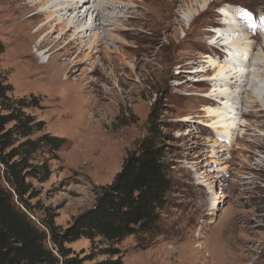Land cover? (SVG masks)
Returning <instances> with one entry per match:
<instances>
[{
    "label": "rangeland",
    "instance_id": "obj_1",
    "mask_svg": "<svg viewBox=\"0 0 264 264\" xmlns=\"http://www.w3.org/2000/svg\"><path fill=\"white\" fill-rule=\"evenodd\" d=\"M104 1L87 2L107 1L116 8L111 12L115 18L118 14L116 24L108 31L121 45L107 55L100 43L89 39L93 50L101 52H93L76 69V78L87 83L83 93L77 88H41L37 80L46 76L41 73L20 78L23 65L18 66L21 60L15 56L20 41L11 38L13 24L6 23L0 3V72L5 83L14 98L37 104L28 112L45 123V133L66 140L57 159L47 163L46 174L44 169L35 176L23 173L22 204L13 192L15 202L43 227L52 249L47 226L62 235L93 206L98 187L112 182L153 115L168 139L173 181L156 230L127 236L116 245L79 238L64 242L69 255L54 254L61 262L74 258L82 264L118 259L121 264H264V92L251 93L258 103L241 93V103L232 104L227 94L236 91L215 86L217 66L232 59L229 52L226 56L225 42H215L226 34L222 12L227 11L245 23L240 33L249 40L251 65L243 71L262 73L264 80V0H205L206 6L203 0ZM157 7L164 19L187 16L191 21L153 43ZM115 27L134 37L124 38ZM96 34L102 36L101 31ZM47 48L32 51L45 62ZM82 97L96 99L99 108L92 110ZM47 158L36 154L33 164L41 166ZM106 249L116 255L106 254Z\"/></svg>",
    "mask_w": 264,
    "mask_h": 264
},
{
    "label": "trees",
    "instance_id": "obj_2",
    "mask_svg": "<svg viewBox=\"0 0 264 264\" xmlns=\"http://www.w3.org/2000/svg\"><path fill=\"white\" fill-rule=\"evenodd\" d=\"M35 107L36 103L25 98H14L0 72V264H60L53 250L63 257L69 255L64 242L85 238L92 244L98 239L116 245L127 236L138 237L155 231L173 181L172 165L166 156L168 139L151 115L145 136L127 153L112 182L98 187L93 206L78 216L62 235L47 226L52 249L47 246L48 235L43 227L19 205L25 190L23 177L35 176L40 169L46 174L47 163L57 159L66 140L44 132L45 123L28 112ZM36 134L40 135L32 139ZM40 153L48 158L41 166L34 165L33 160ZM13 192L19 196V204ZM106 252L116 255L109 253V249ZM61 263L82 264L74 258ZM100 264L121 263L118 259Z\"/></svg>",
    "mask_w": 264,
    "mask_h": 264
},
{
    "label": "bare ground",
    "instance_id": "obj_3",
    "mask_svg": "<svg viewBox=\"0 0 264 264\" xmlns=\"http://www.w3.org/2000/svg\"><path fill=\"white\" fill-rule=\"evenodd\" d=\"M87 1L92 0H29L28 2L25 1L22 3L21 0L0 1V3L5 6L6 23L13 24V29L10 31L11 38L15 41H20L19 47L15 51V56L21 60L17 63L18 66L23 65V74H20L21 77L19 76L21 79L41 73L46 75L37 80L38 82L41 81V88L47 85H49L53 91L57 89L70 90L71 88H77L83 93L87 83L83 84L84 80L76 78V69L78 66L86 63L89 58H92L93 52L94 54L101 52V50H93V46L89 43V39H93L95 45L96 43H100L107 51L105 53L107 55L108 53L109 55L115 54L116 52L108 50H114L116 45H121L116 40V37L111 36L108 31L110 26L113 27L116 24L114 20L118 18V14L116 18L111 15V12H116V8H114L112 3L107 5L106 0V2L104 1L105 3L100 2L97 5H89ZM203 1L204 6H206V1ZM14 3H18L20 6L14 5ZM166 6L167 3L165 8ZM38 7L44 9L37 10ZM155 12V20L152 26L154 29L152 34L153 37L151 38L153 43H156L158 39H161L163 36L167 38L171 37L174 27H183L191 21L187 16H177L178 19L175 20L173 15H169L164 19L161 14V9L158 7ZM227 13L228 11L222 12L226 17L224 19L226 23L223 24V28L225 27L223 32L226 34L221 38L214 39H216L215 42H225L224 46L227 47L226 56H228L227 52H229L232 59L229 60V58H227L228 62L225 61L226 63H223L222 66H217L220 68L215 77V86L219 83L227 88V91L234 89L236 94L230 92L227 94V98L231 97V99H229L232 104H239L241 103V93H245L248 95V98L251 99V93L258 90L260 91V89L261 93L264 92V80H262V73H250L247 70L246 72L243 71L251 65L248 57V54L251 52V47L247 44L249 40L247 37H244V39L241 38L243 37L242 33L245 31L241 26H244L245 23H243L244 20L240 22V18H238L236 14ZM248 27L250 28L251 26L248 25ZM213 30L214 29L211 31ZM98 31H101L102 36L96 34ZM114 31L124 38L131 39L134 37L132 33L123 32L117 27H115ZM55 33L57 37L54 36ZM69 34H71V36H69ZM63 40H66V45L59 47V44ZM107 42H110V44H107ZM214 44L217 45L218 43ZM45 46L49 48L43 53L44 56L48 54V57L47 60L43 62L39 60V56L33 53L34 51H32V49H35L37 52ZM230 49L235 50L233 54L231 53L233 51ZM71 51L75 53L72 58L73 52ZM23 59H26L25 62ZM116 65L114 63L112 67L113 71L116 69ZM213 65L215 64L212 63V66ZM237 70L241 71V73H238ZM73 76H75V80L72 79ZM249 76H251V81H248ZM255 80H257L256 83ZM248 84L250 89L245 90L244 87L246 85L248 86ZM32 86L36 85L28 84L29 88ZM224 96L218 95V98L223 99ZM80 100L92 110L100 106L96 99L91 100L82 97ZM251 100L252 103L257 102H253V99Z\"/></svg>",
    "mask_w": 264,
    "mask_h": 264
},
{
    "label": "snow or ice",
    "instance_id": "obj_4",
    "mask_svg": "<svg viewBox=\"0 0 264 264\" xmlns=\"http://www.w3.org/2000/svg\"><path fill=\"white\" fill-rule=\"evenodd\" d=\"M261 22L264 23V20H262Z\"/></svg>",
    "mask_w": 264,
    "mask_h": 264
}]
</instances>
